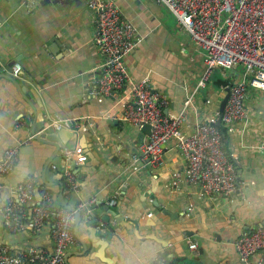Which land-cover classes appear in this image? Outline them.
I'll use <instances>...</instances> for the list:
<instances>
[{
  "label": "crops",
  "instance_id": "obj_1",
  "mask_svg": "<svg viewBox=\"0 0 264 264\" xmlns=\"http://www.w3.org/2000/svg\"><path fill=\"white\" fill-rule=\"evenodd\" d=\"M114 2L140 37L124 56L131 78L146 80L167 97L165 114L184 113L183 132H191L197 121L217 120L226 91L215 74L229 84L248 80L244 66H218L208 85L198 88L202 53L169 9L157 0ZM96 27L86 0H0V74L14 75L26 86L35 99L36 119L44 118V124L74 119L77 126L60 130V138L63 148L79 146L83 152L77 168L64 159L63 148L46 166L54 147L31 138L32 106L0 76V157L7 147L19 148L14 168L0 175V243L13 251L31 245L51 250L49 220L38 233L11 231L2 221L3 204L16 199V184L27 176L37 184L43 175L47 184L40 190L49 189L56 206L60 192L70 204L96 197L91 216L102 231L90 230L82 218L66 264H243L234 240L264 224V86L248 80L246 121L234 122L231 129L220 123L238 190L231 196H202L188 182V162L174 140L165 144L162 164L130 162L149 135L123 119V103L131 99L124 89L98 90L103 54L94 42ZM16 56L21 66L14 73ZM187 97L191 102L185 105ZM66 167L76 176L74 191L64 187ZM174 172L179 173L176 184Z\"/></svg>",
  "mask_w": 264,
  "mask_h": 264
},
{
  "label": "built area",
  "instance_id": "obj_2",
  "mask_svg": "<svg viewBox=\"0 0 264 264\" xmlns=\"http://www.w3.org/2000/svg\"><path fill=\"white\" fill-rule=\"evenodd\" d=\"M157 1L169 9L202 53L204 69L197 81L198 88L208 85L218 66L228 68L238 64L250 75V84L264 86V0ZM86 5L94 14L97 26L94 42L103 54L97 80L99 92L108 94L115 89H124L131 99L123 103V119L136 126L150 125L148 140L139 144V150L131 155L130 162L162 164L165 144L174 140L188 162L187 180L198 186L200 195H233L238 190L236 168L222 147V131L217 120L197 121L191 132H183L184 113L165 114L163 108L168 103L167 97L149 87L146 80L135 81L129 74L124 56L140 40L132 22L121 15L114 0H86ZM20 66L18 61L14 62L13 72L16 73ZM248 80L229 84L226 104L221 112L217 111L220 123L230 129L234 122L246 121L249 116L245 103ZM190 102L191 97H187L185 105ZM74 126L77 124L72 118H55L44 128L72 129ZM18 154V146L5 148L0 157V175L14 168ZM62 155L65 160L79 164L83 152L79 146L65 147ZM64 174L67 190H76L72 169L66 167ZM173 175L172 183L176 184L179 173ZM35 185V177L27 176L15 187L17 198L8 199L2 208L3 225L11 231L26 228L38 233L49 220L53 246L49 251L36 245L13 251L8 245L0 244V264H66V250L76 243L73 233L75 213L64 206H54L49 189L40 190L39 200L31 207L27 205L34 199ZM1 188L0 182V193ZM95 202V196L81 199L76 202L75 210L90 216ZM233 244L243 264H264V224L243 232ZM190 247L196 248V242H191ZM254 254H257L256 259Z\"/></svg>",
  "mask_w": 264,
  "mask_h": 264
},
{
  "label": "water",
  "instance_id": "obj_3",
  "mask_svg": "<svg viewBox=\"0 0 264 264\" xmlns=\"http://www.w3.org/2000/svg\"><path fill=\"white\" fill-rule=\"evenodd\" d=\"M19 57L16 56L13 60L12 63L18 59ZM0 76L2 77H6L9 80H11L13 82V84L18 88V90L21 92L23 98L28 101L30 103V105L32 106L33 109V113H34V117H33V123L32 126L30 128V134H31V138L34 140H37L39 142L42 143H46V144H51L54 148L52 151V154L50 156V158H48V161L46 162V166L52 161V159L57 156L58 152L60 151V149H62L64 147V144L61 141V131L62 129H65V131L70 132V130H66V128H62V129H53V130H48L45 127L46 124L45 123V119L44 118H39L36 119L37 114H38V110L37 108L34 106V98L31 95L30 91L28 89H26V86L19 80L17 79V77H15L14 75L11 74H6V73H1ZM225 94L222 97L220 104H219V111L221 112L226 104V101L228 99L229 93H230V86L227 85L225 86ZM220 115L217 118L216 124L220 125ZM141 129L147 133L148 135L150 134V125L148 123H143L141 125ZM71 168H77L78 164H76L74 161H71ZM23 181V180H22ZM1 182V181H0ZM19 182V181H18ZM17 182V183H18ZM2 183V182H1ZM41 183L47 184V182L45 181L43 175L41 176V182L37 183L35 185V191H34V199L32 201L27 202V205L29 207L33 206L40 197V186ZM18 184H16L17 186ZM17 193H16V198H17ZM58 200H59V205L60 206H64L65 208L69 209V210H73L75 213V217H74V222H73V233L74 235H76L78 237V224L81 221V219L83 218L86 222L87 225H89V229L92 230L93 228H96L97 234L100 233V231H102V224L98 223L91 215L90 216H86L83 215L80 211L75 210V204H70L68 202L65 201V199L63 198L62 192H60L59 196H58ZM4 205V204H3ZM54 206H56L55 202H54ZM104 208L108 211H110L111 209L107 206L104 205ZM102 220L108 222L109 217L107 215H103L102 216ZM107 234H111V230L107 229ZM1 244V243H0ZM68 254L65 255V259L67 260L68 258Z\"/></svg>",
  "mask_w": 264,
  "mask_h": 264
},
{
  "label": "trees",
  "instance_id": "obj_4",
  "mask_svg": "<svg viewBox=\"0 0 264 264\" xmlns=\"http://www.w3.org/2000/svg\"><path fill=\"white\" fill-rule=\"evenodd\" d=\"M213 78V77H212ZM217 81L218 82V84H219V86H226V85H228L229 83L225 80V79H222L219 75H217V74H215V78H214V81ZM222 128H225L224 127V125H221L220 124V129H221V131H222V134H223V132L225 131V130H223ZM64 187H65V184H64Z\"/></svg>",
  "mask_w": 264,
  "mask_h": 264
}]
</instances>
